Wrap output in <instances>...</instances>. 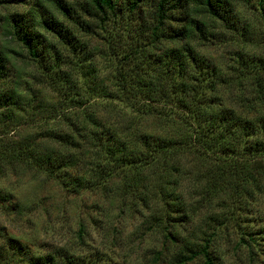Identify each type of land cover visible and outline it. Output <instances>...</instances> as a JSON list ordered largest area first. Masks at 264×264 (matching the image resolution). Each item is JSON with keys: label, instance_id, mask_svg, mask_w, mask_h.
Returning a JSON list of instances; mask_svg holds the SVG:
<instances>
[{"label": "rangeland", "instance_id": "1", "mask_svg": "<svg viewBox=\"0 0 264 264\" xmlns=\"http://www.w3.org/2000/svg\"><path fill=\"white\" fill-rule=\"evenodd\" d=\"M65 1L74 7L70 12L72 17L61 14L48 2L44 8L33 5L36 0L0 3V51L9 57L5 63L9 76L0 81V92L6 93L15 86L14 95H8L14 104L0 107V145L36 141L34 146L40 152L46 147L54 149L55 154L68 153L72 151L71 145L48 134H67L86 147L90 140L85 129L93 126L88 120L89 114L97 123L120 130L130 128L131 121L135 120L128 108L112 99H120L115 90L121 82L119 65L126 66L124 76L143 75L145 62L149 61L147 55L154 57L156 50L144 46L146 25L153 17V3L142 0L139 10L129 14V4L122 0L119 7L123 12L119 18L103 24L80 9L81 0ZM231 1L234 19L241 31L248 29V38L225 28L220 21L210 20L208 24L216 38L211 42L194 41L193 46L219 67L223 75L231 77L232 85L222 92V99L252 96L256 99V90L261 92L259 99H264V20L253 3ZM36 10L49 16L53 14L78 40H73L76 47L71 48L51 32L34 25L43 35L44 43L55 45L61 53L63 72L59 76L50 75L33 61L3 28L4 15L29 14ZM137 37L144 42L134 44ZM132 43L141 55L136 51L137 57L132 54L127 62L124 49ZM258 73L260 78H255ZM29 99L33 100L32 108L27 105ZM258 113L264 114V105ZM135 121L140 131L176 135L175 127L163 126V121L158 122L154 117ZM82 152L79 148L75 150L79 158L68 174L69 178L83 177L86 184L93 177L96 179L90 171L95 167L90 164L93 159ZM175 157L180 169L192 171L203 165L194 153L180 152ZM121 174L110 176L104 185L69 188L31 163L4 161L0 165V246L6 247L7 241L12 240L26 246L28 255L61 247L73 255L101 258L92 264H170L162 255H174L183 240L204 244L208 239L210 255H217L220 264H264V234H246L264 231V187L260 186L255 172L257 186L250 193L238 192L239 196L232 193L224 202L221 195L208 204L197 202L198 192L193 190L187 175L183 180L179 178L178 192L189 209V217L172 229L177 234L172 242H166L163 229L153 220L157 215V189H151L150 182L133 188ZM215 218L220 221L216 222ZM185 253L180 255H188ZM186 264H203V259Z\"/></svg>", "mask_w": 264, "mask_h": 264}, {"label": "trees", "instance_id": "2", "mask_svg": "<svg viewBox=\"0 0 264 264\" xmlns=\"http://www.w3.org/2000/svg\"><path fill=\"white\" fill-rule=\"evenodd\" d=\"M81 1L80 9L103 24L119 18L123 12L119 7L122 0ZM235 1L253 3L264 20V0ZM19 2L27 3L28 0H0V3ZM45 2L53 5L61 14L72 17L70 12L74 7L65 0H36L33 5L44 8ZM127 2L129 14H134L139 10L142 0ZM150 2L153 3V17L146 25L144 46L156 52L153 59L152 54L147 55L149 61L145 62L143 75L124 76L126 66L122 63L119 65L117 70L121 82L115 90L120 99L112 100L128 108L138 122L154 117L158 122L163 121V126L170 124V128L175 127L176 135H164L166 131L161 133L163 135L140 131L135 120L129 122L130 128L120 130L97 123L89 114L88 120L93 126L85 130L90 145L86 143V147H82L69 135L54 132L48 137L67 142L73 147L71 152L55 154L54 149L48 150L46 147L40 152L34 146L36 141L11 146L1 144L0 165L7 160L31 163L52 174L69 188L104 185L107 178L120 172L123 175L119 176L126 178L133 188L141 186L142 182H150V188H156L159 194L156 201L157 215L153 216V220L163 229L166 242H172L177 239L172 229L189 217V209L178 192L179 178L183 180L187 175L193 190L198 192L199 198L195 200L200 201V204L211 203L221 195L224 196L221 199L224 202L232 193L236 196H239L238 192L250 193L252 187L257 186L254 172L261 182L260 186L264 187V114L258 113L264 105V99H259L261 92L258 90L256 99L253 96L248 99H222V92L232 85L231 77L223 75L219 67L210 63L193 46L194 41L211 42V39L216 38L208 24L210 20L220 21L225 28L248 38V29L241 31L234 19L231 0ZM2 20L8 37L19 42L33 61L50 75L62 74L61 53L55 45L44 43L43 35L34 25L51 32L63 44L74 48V35L67 26L57 21L53 14L49 16L37 10L29 14L12 12L4 15ZM86 26L89 27V24ZM141 40L137 37L134 44L143 43ZM130 45L132 47H126L123 54L127 62L132 54L134 58L141 55L133 43ZM8 62L9 57L0 51V81L9 76L5 66ZM260 74L255 78H260ZM257 85L260 88L258 80ZM14 88L6 93L0 92V107L14 104L12 99H8L9 94L11 97L14 95ZM31 101L28 100V107H31ZM77 148L93 159L90 164L95 168L91 167L90 171L96 179L93 177V180L86 182L87 185L79 175L69 178L68 169L74 167L79 158L74 153ZM180 152L194 153L203 164L202 167L192 171L180 169L177 166L179 160L175 157ZM151 169L153 171L149 173ZM215 221L220 220L215 218ZM254 233L264 234V231L246 234L252 236ZM184 251L188 255H180ZM28 254L29 249L22 243L7 241L6 247L0 246V264H92L95 259L101 260L94 258V255H73L61 247L52 252ZM173 254L162 256L170 264H186L197 258H202L203 264H220L217 255H210L208 239L204 244L183 240L182 246ZM159 256L156 255L157 258Z\"/></svg>", "mask_w": 264, "mask_h": 264}]
</instances>
